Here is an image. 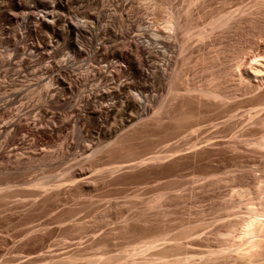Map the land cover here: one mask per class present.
I'll list each match as a JSON object with an SVG mask.
<instances>
[{"label": "rangeland", "instance_id": "374dc122", "mask_svg": "<svg viewBox=\"0 0 264 264\" xmlns=\"http://www.w3.org/2000/svg\"><path fill=\"white\" fill-rule=\"evenodd\" d=\"M14 1L29 9L0 0V264L70 253L81 264L158 234V247L177 245L169 263L236 262L233 248L215 252L246 202L264 198V142L233 139L264 133L248 116L264 113V0H67L56 27L72 19L80 35L63 45L34 18L42 0ZM130 42L144 47L147 79L111 53ZM228 63H256L258 76H221Z\"/></svg>", "mask_w": 264, "mask_h": 264}, {"label": "bare ground", "instance_id": "6f19581e", "mask_svg": "<svg viewBox=\"0 0 264 264\" xmlns=\"http://www.w3.org/2000/svg\"><path fill=\"white\" fill-rule=\"evenodd\" d=\"M66 4H67V0H50V1H43L42 0V1L38 2V6H40L44 10H46V12L48 10L49 13L44 12L43 15H38L37 17H34L43 28H45L47 30L48 29L51 30V32H53L56 36H58L59 39H61L62 45H63V43H65L67 41L69 42V40L72 42V39H73V41H76L78 35H80L79 34V32H80L79 27L80 26L79 27L76 26L75 25L76 23L74 24L73 23L74 21H72V19H67V18H64L63 17V23L64 24L62 23V25H61V23H58V25L60 24L61 27H56V24H55L56 21L54 20L55 18L53 16L54 15L53 14V9L62 10L65 7ZM12 5L13 6H16L18 8H21V9H25V10H28L29 9L28 4H19L18 2H15L14 0H12ZM0 12L5 13L6 14V18L10 19V14H8V13L5 12V7L0 6ZM12 16H14V15H12ZM89 18H93L94 19V17H92V16H89ZM58 20H59V22H61L62 21V18L60 17V18H58ZM224 20L222 19L223 22H224ZM172 24H174V23L173 22L172 23H170V22L168 23V25H170V29L173 28ZM174 26H175V24H174ZM80 29H82V28H80ZM83 29H86V28H83ZM74 32H76V34ZM82 33H83V30H82ZM185 34L186 35L188 34V30L185 31ZM189 34H191V33H189ZM197 36L200 39H202L204 37V33L202 31L201 32H198ZM128 46L129 47H127V48H120V50H116V51L113 50L111 53L114 55L115 58L117 57L118 59H120L121 61H123L125 63V67L129 71L130 76H132V78L133 77L134 78H142L143 80H144V78L147 79L149 72L142 67L143 63L146 61L145 58L143 57L144 47L142 45L138 44V43H133V42L132 43L131 42L128 43ZM131 46L132 47L133 46L135 47V52H136L137 59H134V58L130 57L129 51H130ZM16 49L14 48L15 51H16ZM258 58L255 55V58L253 56L252 59L253 60L255 59L259 63V59ZM256 63L255 64H249L248 63L249 65L247 64V66L243 70H242V68L239 67L238 70H237V73L233 69L234 68L233 67V64L234 63L233 64H229L228 63L226 66L224 65V67H222V69L220 70V75L223 76V75H226V74H229V73H232L233 71H235V74L236 75L238 74L237 76H239V77L244 76L245 73H247V75H249V76H255V77H257L258 76V71L256 69L259 66ZM256 72H257V76H256ZM104 74H105V72H104ZM99 76H100V74H99ZM62 81L59 84V85H61L62 88L63 87L71 88L70 87L71 85H69V83L66 86V85H64L65 82L62 84ZM57 82H59V80ZM112 84H114V83H112ZM110 86H111V84H110ZM127 88H130V87L129 86L122 85L121 83L118 85V89H127ZM197 88L198 89H195V87L192 86V88L187 89V91H192V90L193 91H197L201 96H205V97H217V96H219V93L214 92L212 90H209L208 88H203V87H201V88L197 87ZM261 91L262 92H259L256 95V97L258 99H260V98H262L264 96V90H261ZM111 94H112V92H111ZM111 94H109V95H111ZM131 98L133 99V101L130 104L127 103V101H126V104H129V106L131 107V109H135L136 111L139 110V107L141 106L142 103L138 100V97L135 96V95H132ZM257 100L255 99V101H257ZM145 109H146V107H145ZM92 112H93V114H96V115H99L100 114V110L99 109H95L94 108ZM252 113L254 115L253 114H248V116L251 119H253V122L255 124H258V125L264 124V113H262L260 115H257V111L252 112ZM246 135L251 136V137L250 138H247V137H245ZM214 137H215V133L212 132V133L208 134L207 136H205L202 140L201 139L200 140L201 141L209 140V139H212ZM236 138H238L239 141H259V142L262 143V141L264 142V133H262V134H255V133L251 132L249 134H244L242 132L241 134H238V136H234L233 137V139H236ZM160 158L161 157L158 154H154V155H151V157H149L150 161L151 160L153 161V162L151 161V163H157V161ZM142 160L143 159L139 160L138 162L131 163L130 166H127V167H137V166H141L142 165ZM147 160H148V158H147ZM143 164H144V162H143ZM74 171H72V172H74ZM77 172H81V171L79 170ZM77 175H81V173H79ZM240 194L243 196L246 193H245L244 190H241V193H239V195ZM241 195H240V197H241ZM246 199H247V197H246ZM260 202H261V206L259 205L258 207H257V204L254 205L252 203V201L251 202L250 201H247L246 202V204H245V206H246V210H245L246 212H245V214L243 216H240L237 221L235 219V221H236L235 223H232L233 222L232 221L231 222L232 225L230 224L231 225L230 229L234 226V233L233 232H230V229H229V233H233L232 236L230 234L231 238H228V236H229L228 234L229 233L227 231H226L227 236L224 233L225 236H226V239L221 240V241H223L224 248L223 249H220L218 247L220 250H218V248H217L218 252L220 253L219 254L217 251L215 252L216 255L218 254L217 257L219 256L222 259L227 258L228 255H226V251H224V250L225 249H227V250L230 249L231 250L233 248L232 250H235L236 251L235 252L236 253V256H235L236 259L234 258V260L236 262H232V264L233 263L234 264H256L257 262H259L258 264H264V198ZM260 202H259V204H260ZM185 231L183 232L184 234L188 233L189 229L187 228V231L186 232ZM231 231H233V229ZM158 235H155V236L151 237L150 239L145 240L143 242V244H142V247H140V248H134V249H131V250H126V249L124 250V249H122L118 254H115V255H105V254H101V255L96 256V257H87V258H84V260L82 261L83 263H81V264H110V262H112L113 259H114V261L119 260V259H122L123 261L126 262V264H175L176 262L169 263L168 261L164 260L163 257H165V254L167 252H169L170 249H173L171 247H174V246H177V245H173V246L170 245L169 246V245H165L164 244L165 246L163 245L162 247L161 246L158 247L157 246V243H156V241L159 239L158 237H160V235L159 236ZM213 237H214V235H213ZM33 240H34V238H33ZM43 241H44V239H43ZM43 241L40 242V247H42ZM220 245H218V246H220ZM28 256H30V255H28ZM200 257H204V255H202ZM62 258L58 260V261H61V263L63 261L66 264H80V263L77 262V258H76V255L75 254H71L70 253L69 255H66V256H64ZM34 259H35L34 257H30L28 260H26L25 262H23V264H32L34 261H36ZM138 259H140V260H138ZM234 260H232V261H234ZM182 261L184 262V260H182ZM17 264H22V263L19 262ZM176 264H181V262L180 263L178 262ZM185 264H187V261H186ZM196 264H204V263H196Z\"/></svg>", "mask_w": 264, "mask_h": 264}]
</instances>
